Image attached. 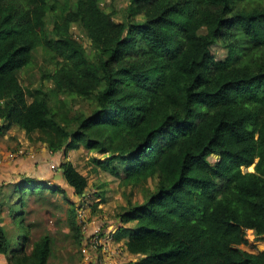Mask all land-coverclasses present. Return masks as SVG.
<instances>
[{
    "label": "trees",
    "instance_id": "obj_1",
    "mask_svg": "<svg viewBox=\"0 0 264 264\" xmlns=\"http://www.w3.org/2000/svg\"><path fill=\"white\" fill-rule=\"evenodd\" d=\"M39 48L55 59L42 74L52 85L30 90L18 72ZM74 96L91 100V111L70 116ZM0 120L31 139L41 132L52 153L84 145L101 168H125L121 186H143L144 200L127 198L120 213L127 249L142 254L131 264H264V249L243 248L249 231L264 239L262 0H129L122 18L101 0H0ZM60 168L84 196L87 177L71 160ZM154 177L156 188L145 187ZM27 181L38 191L27 177L15 195ZM14 197L8 214L19 234L0 220V254L48 264L49 236L30 245L26 202L17 213Z\"/></svg>",
    "mask_w": 264,
    "mask_h": 264
},
{
    "label": "rangeland",
    "instance_id": "obj_2",
    "mask_svg": "<svg viewBox=\"0 0 264 264\" xmlns=\"http://www.w3.org/2000/svg\"><path fill=\"white\" fill-rule=\"evenodd\" d=\"M262 1L264 2V0ZM128 4L129 0H101L102 8L107 12L116 11L119 18L123 17ZM73 32L91 50V43L85 33L80 31L78 27H73ZM213 49L219 58H223L226 54V50L220 43H217ZM55 66V59L48 55L44 49L39 48L34 53V63L29 68L20 70L18 75L27 89H35L42 84L49 87L52 82L47 79L43 80L42 74L53 70ZM59 98L62 99L65 96L62 95ZM67 101L66 106L70 109V116H73L76 112L89 113L94 106L91 100L76 98V96ZM75 127L76 124H73L72 128ZM25 137L27 138L25 140H28L27 146L20 141L17 145L13 142V139H5L4 134L0 135V144H3V147L6 146V152H20L17 155L20 157L17 159L6 156V160H9L10 163L8 166L11 167L14 164L21 171L17 172L14 170L16 168H11L13 172H7L8 170L5 169L1 170L4 174L7 172L5 174L7 180L15 181L20 177H32L37 178V181L40 182L37 184L38 191L36 194L31 193L32 186L36 185L33 181H27V186L22 195L20 192H17V195L14 194L15 184L12 185V182L7 181L8 183L1 187L0 196L4 198L3 201L6 205L4 212L0 214V220L1 223L7 226L10 236L15 237L19 234V230L16 228L17 224L12 222L11 216L6 211L10 205L11 197L15 195L12 203L17 213H20L22 200L25 199L26 202L24 208H22L24 212L21 213L25 214L24 223H30V245L45 235H48L51 240L52 252L48 264H131L140 259L142 254L131 253L127 248H123L125 241L124 244L121 240L117 241L116 230H119L122 234L120 239L127 237L122 233L123 231H120L122 227H129L121 223L120 213L122 208L127 205V198H130L133 203L144 200L143 186H121L120 181L125 175V168L119 165L120 168L115 172L111 170L114 166L113 163V166L101 168L92 159L93 156H98V153L87 149L84 145H81L78 149H70L68 152L62 149L58 153H52L47 146V141L44 140L46 138L41 132L35 131L32 139L26 134ZM47 152L49 153L48 157ZM21 154L23 155L21 156ZM2 155H4V152H2ZM216 158L217 156L214 155L210 159L215 161ZM65 160H71L76 168L87 177L86 194L82 197L74 193L73 188L63 177L60 164ZM52 163L57 166L56 169L52 167ZM249 170H253V168ZM26 175L27 177H25ZM38 177H43L44 180L40 181ZM42 181L50 185V188H47L48 190L43 189V185H40ZM156 184L157 178H150L145 187L153 190L156 188ZM73 209H75V217L72 219L70 211ZM17 216L15 214V217ZM18 218L19 216L16 218L17 221ZM110 219H112L111 226L114 225L111 230L104 227L105 224L100 227L97 225L94 228L93 225H89V222L100 221L99 223H102ZM72 220L76 221L79 227L78 233L73 229ZM118 220L119 224L117 223ZM131 224L129 223V225ZM91 228H93L92 232ZM97 229L104 235L108 231H113L114 238L107 241L106 245H92L90 240L94 239V231ZM249 233L251 238L243 248L251 252L264 249V239H258L254 233L250 231ZM76 234H79L81 238L77 240ZM0 264H8L3 254H0Z\"/></svg>",
    "mask_w": 264,
    "mask_h": 264
},
{
    "label": "crops",
    "instance_id": "obj_3",
    "mask_svg": "<svg viewBox=\"0 0 264 264\" xmlns=\"http://www.w3.org/2000/svg\"><path fill=\"white\" fill-rule=\"evenodd\" d=\"M6 123H2L1 122V120H0V125H2V126H4ZM2 134H4V136H5V139H13V142L14 143H17V145L19 144L18 142L20 141V142H22L23 144H27L28 143V140H25V130H23V129H20L17 125H12V126H10V127H3L2 129H0V135H2ZM17 136V137H16ZM27 139V138H26ZM25 145H23L25 148H26V146ZM19 147V146H18ZM23 147V148H24ZM7 151V148H6V146L5 147H3V144H0V156H1V154H2V152H4V155H2L1 156V159H0V189H2L1 187L2 186H4L6 183H8V182H12V185H14L15 183H17L18 181H20L21 179H22V177H20V179H17V180H7V175H5L7 172H13V170L12 169H14V168H16V169H14V170H16L17 172H21L20 171V169L18 168V167H16L14 164L11 166V167H9L8 165L10 164L8 161L9 160H6V156H8L9 158H14V159H17L18 157H20V156H17L20 152L19 151H15L14 153H8V152H6ZM58 153V152H57ZM47 154V157L49 156V153L47 152L46 153ZM23 154H21V156H22ZM12 168V169H11ZM3 169H5V170H8L5 174L1 171V170H3ZM9 176V175H8ZM27 176V175H26ZM38 179L39 180H44L43 179V177H38ZM3 181H5L4 183H3ZM8 181V182H7ZM46 190H48L47 188H45ZM1 192V191H0ZM34 194H36V192H34ZM3 197L2 196H0V204L1 203H3L4 201H3ZM5 205L6 204H3V205H1V207H2V209H3V212H4V209H5ZM99 206H100V204H99ZM102 206V205H101ZM6 211H7V213L9 212L8 211V207H7V209H6ZM2 212V213H3ZM100 222V221H94V222H89V225H93V228L95 227V226H103L104 224V227H106L108 230H111V228H112V226H114V225H112L111 226V224H112V219H110V220H106V221H104V222H102V223H98ZM117 223L119 224V220L117 221ZM93 228H91V232L93 231ZM119 232V230H116V237L120 234V236L122 235L120 232ZM122 238V237H121ZM123 238H125V239H127V237H123ZM125 239H117V241H122L123 242V244H124V241H125V244H124V247L123 248H127V246H126V241L127 240H125ZM122 246V245H121ZM4 256V255H3Z\"/></svg>",
    "mask_w": 264,
    "mask_h": 264
},
{
    "label": "built area",
    "instance_id": "obj_4",
    "mask_svg": "<svg viewBox=\"0 0 264 264\" xmlns=\"http://www.w3.org/2000/svg\"><path fill=\"white\" fill-rule=\"evenodd\" d=\"M52 167L53 168H57V166L52 163ZM94 239L90 240V243L94 246H99V245H106V242L109 240H112L114 238V232L113 231H108L106 235L101 234L100 230L97 229L96 231H94Z\"/></svg>",
    "mask_w": 264,
    "mask_h": 264
},
{
    "label": "water",
    "instance_id": "obj_5",
    "mask_svg": "<svg viewBox=\"0 0 264 264\" xmlns=\"http://www.w3.org/2000/svg\"><path fill=\"white\" fill-rule=\"evenodd\" d=\"M60 176H61V174H60Z\"/></svg>",
    "mask_w": 264,
    "mask_h": 264
},
{
    "label": "bare ground",
    "instance_id": "obj_6",
    "mask_svg": "<svg viewBox=\"0 0 264 264\" xmlns=\"http://www.w3.org/2000/svg\"><path fill=\"white\" fill-rule=\"evenodd\" d=\"M84 228V227H83Z\"/></svg>",
    "mask_w": 264,
    "mask_h": 264
}]
</instances>
